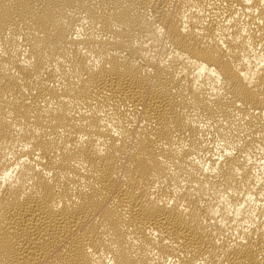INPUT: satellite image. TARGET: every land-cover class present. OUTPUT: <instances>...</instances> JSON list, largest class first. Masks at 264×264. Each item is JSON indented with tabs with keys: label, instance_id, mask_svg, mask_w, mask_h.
Masks as SVG:
<instances>
[{
	"label": "bare ground",
	"instance_id": "1",
	"mask_svg": "<svg viewBox=\"0 0 264 264\" xmlns=\"http://www.w3.org/2000/svg\"><path fill=\"white\" fill-rule=\"evenodd\" d=\"M0 264H264V0H0Z\"/></svg>",
	"mask_w": 264,
	"mask_h": 264
}]
</instances>
